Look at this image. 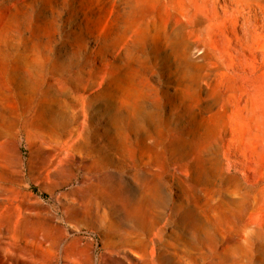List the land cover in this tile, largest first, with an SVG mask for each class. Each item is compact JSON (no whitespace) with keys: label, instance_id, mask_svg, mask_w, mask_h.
<instances>
[{"label":"rangeland","instance_id":"1","mask_svg":"<svg viewBox=\"0 0 264 264\" xmlns=\"http://www.w3.org/2000/svg\"><path fill=\"white\" fill-rule=\"evenodd\" d=\"M162 1L196 46L236 55L225 37L234 19L218 0ZM243 1L261 24L264 0ZM138 9L137 0H0V264H264V226L253 218L261 207L264 223L263 69L250 74L254 55L241 52L244 67L226 81L251 89L261 107L220 117L224 65L203 69L213 90L176 92L156 41L130 38ZM251 39L264 47V29ZM122 46L138 57L133 114L101 85L105 63L121 70ZM200 124L199 156L222 163L195 171L198 154L176 146ZM244 168L249 177L234 178Z\"/></svg>","mask_w":264,"mask_h":264},{"label":"bare ground","instance_id":"2","mask_svg":"<svg viewBox=\"0 0 264 264\" xmlns=\"http://www.w3.org/2000/svg\"><path fill=\"white\" fill-rule=\"evenodd\" d=\"M218 7L220 8L221 12L225 15L228 16L229 18L231 17L234 19L231 21L230 26L227 28V33L229 34L230 38H227L228 36H225L227 41L230 43H234L235 46L238 48L237 50H233L236 55L235 56H228V54H221L219 55V49L212 44H209L207 46H196V44L191 40V38L188 36L186 32V28L188 26V23L184 21L179 14L177 15L171 7H167L163 4L162 0H137V3L139 5L138 13L140 14L139 16H135L134 23H138L135 26V30H133V33H131V40L137 44V45H143L145 42H151L153 43L156 41V45H159L161 48V53L160 55L161 61L163 64L167 65L168 67L173 68V76L175 77V85L177 86L178 93L184 95V96H192L193 92L196 89H204L205 92L206 90L212 89L211 83L209 81H204L203 79L205 78V74L203 73V69L208 68V66L211 64L213 66H218V65H224L225 71L222 72L221 78L223 81H221V85L219 86V92H225L228 95L226 99V102L223 106H221V109H219L218 116L224 117L227 116L229 112H235L239 113L242 111H245L246 114L252 113L254 109H259L261 106H258V104L253 103L255 95L251 89H247V91H241L237 87H231L230 84L226 81V78L229 77L231 74H234L236 70H240L244 67L242 61L247 60L241 55V52L246 49L250 50V54L254 55V60L252 62L256 63L252 70L250 71V74H254L257 72V70H261L262 76H264V47L255 42V40L251 39V30H255L256 27H259L261 29H264V20L261 21V24L259 23H253L252 18L256 16V7L252 3H247L243 0H218ZM189 5V4H188ZM187 6V5H186ZM217 7V8H218ZM259 7V6H258ZM263 8V7H262ZM154 10V12H157V17L153 19L152 26L148 25H143L142 23H139L142 19L145 13L150 12ZM260 10V9H259ZM134 11V10H133ZM261 11V10H260ZM193 13V12H192ZM263 14V19H264V12H261ZM221 14V13H220ZM193 15V14H192ZM197 15V14H196ZM147 17V16H146ZM155 17V15H154ZM175 17V19H173ZM149 18V17H148ZM239 19V20H238ZM238 20V21H237ZM115 22V21H114ZM132 22V23H133ZM195 22V21H194ZM197 22V21H196ZM225 22V21H224ZM117 23V22H116ZM120 23V22H119ZM223 23V22H222ZM92 24V23H91ZM118 24V23H117ZM194 24V23H192ZM196 24V23H195ZM202 24V23H201ZM259 24V25H258ZM95 25V24H94ZM197 25V24H196ZM217 25V24H216ZM219 25V23H218ZM217 25V26H218ZM221 25V24H220ZM257 25V26H256ZM192 26V25H191ZM199 26V25H198ZM214 26V27H217ZM108 27V26H107ZM197 27V26H196ZM210 27V26H209ZM212 27V26H211ZM220 27V26H219ZM217 27V28H219ZM216 28V29H217ZM223 28V27H222ZM196 29V28H195ZM211 32L212 29H210ZM223 30V29H222ZM100 31V30H99ZM104 31V30H103ZM221 32V30H220ZM92 34V33H91ZM215 35L214 33H212ZM89 35V34H88ZM100 35V34H96ZM104 35V34H103ZM161 35V38L159 37ZM207 35V34H206ZM211 35V34H210ZM212 39L211 36L209 37V40H216ZM111 36V35H110ZM96 37V36H95ZM129 37V36H127ZM202 37V36H201ZM105 38V37H104ZM261 39V38H260ZM127 40V39H126ZM208 40V43H210ZM95 42V41H94ZM79 44V43H78ZM127 44V43H126ZM161 44V45H160ZM80 45V44H79ZM133 46V45H132ZM218 46V44H217ZM123 47V46H122ZM121 47V48H122ZM140 47V46H139ZM84 48V47H83ZM119 48V47H118ZM117 48V49H118ZM125 46L123 47V50L120 51L118 54V58L123 63V66L119 69H121L118 73L114 72L113 70L109 71V66L108 64L105 63V67H107V73L104 75V78L101 82V85L107 84L112 90L117 94L118 96V103L121 106L129 107L133 112L136 113L137 106H135V98L139 95L138 94V85H139V79L137 78L134 68L132 66V61H137V56H134L132 54H125L124 49ZM145 49V47H143ZM195 49L198 53V55H195L191 53V51ZM130 50V49H129ZM145 52V50H144ZM227 52V51H226ZM225 52V53H226ZM150 53V52H149ZM138 54V53H137ZM230 54V53H229ZM116 55V54H115ZM218 57L217 61H211L213 57ZM150 57L155 60V56L151 55H143L141 58H143V62L147 63L148 59ZM261 57V58H260ZM139 58V59H141ZM119 60V61H120ZM108 61V60H107ZM209 61V63H207ZM27 62V61H26ZM105 62V61H104ZM118 62V61H117ZM150 62V61H149ZM120 63V62H119ZM111 64V63H110ZM122 64V63H121ZM138 65V64H137ZM140 65V64H139ZM251 65V64H250ZM118 66V65H117ZM141 66V65H140ZM209 66V67H210ZM112 67L116 68L113 64ZM212 67V66H211ZM26 68V67H25ZM141 68V67H140ZM143 68V67H142ZM145 68V67H144ZM143 68V69H144ZM150 68V67H149ZM138 69V68H137ZM148 69V68H147ZM223 69V68H222ZM27 70V69H25ZM100 70V69H97ZM103 70V69H102ZM208 70V69H207ZM215 70V69H214ZM217 70V69H216ZM138 71V70H136ZM210 71V69H209ZM245 71V70H244ZM143 72V71H142ZM141 72V73H142ZM217 72V71H215ZM260 74V73H259ZM211 75V74H210ZM213 75V72H212ZM235 76V74L233 75ZM232 76V80H233ZM259 76V75H258ZM218 78V77H216ZM259 78V77H257ZM262 78V77H261ZM229 79H231L229 77ZM256 79V77H255ZM260 79V78H259ZM217 80V79H216ZM245 80V79H244ZM142 81V80H140ZM264 81V80H262ZM218 82V81H217ZM234 82V81H233ZM219 83V82H218ZM218 83L216 84L218 86ZM261 83V81H260ZM232 84V83H231ZM98 85V84H97ZM143 85V84H142ZM233 85V84H232ZM88 87V86H87ZM86 88V87H85ZM213 90V89H212ZM99 91V90H98ZM202 91V90H201ZM238 91V92H237ZM97 92V91H96ZM140 92V91H139ZM215 92V91H214ZM237 92V94H236ZM224 93V94H225ZM179 94V95H180ZM213 93H211L212 95ZM181 96V95H180ZM213 96V95H212ZM210 96V97H212ZM179 97V96H178ZM194 97V96H193ZM222 97V96H221ZM220 97V98H221ZM215 98V97H214ZM86 99V98H85ZM84 99V100H85ZM150 99V98H149ZM179 99V98H178ZM193 99V98H192ZM202 99V98H201ZM200 99V100H201ZM204 99V98H203ZM88 100V99H87ZM115 100V99H114ZM205 100V99H204ZM202 100V101H204ZM91 101V100H90ZM154 101V99H153ZM176 101V100H175ZM180 101V100H179ZM182 101V100H181ZM213 101V100H212ZM89 102V101H88ZM114 102V101H113ZM193 102V101H192ZM116 103V102H115ZM152 103V102H151ZM181 103V102H180ZM189 103V102H188ZM118 104V105H119ZM117 105V106H118ZM119 105V107H120ZM152 105V104H151ZM198 105V104H197ZM110 106V105H109ZM185 106V105H184ZM183 106V108H184ZM122 107V108H123ZM124 107V108H125ZM195 107V106H194ZM173 108V107H172ZM182 108V109H183ZM187 108V107H186ZM201 108V107H199ZM121 109V108H120ZM171 109V108H170ZM175 109V107H174ZM185 109V108H184ZM188 109V108H187ZM190 109V108H189ZM172 110V109H171ZM176 110V109H175ZM186 110V109H185ZM201 110V109H200ZM129 111V110H128ZM131 112V111H130ZM189 112V111H188ZM215 112V111H214ZM171 114V113H170ZM211 114V112H210ZM245 114V116H246ZM129 115V114H128ZM180 115V114H179ZM136 116V114H135ZM134 116V117H135ZM195 116V115H194ZM216 116V114H215ZM217 116V117H218ZM231 116V115H230ZM149 117V115L147 116ZM151 117V116H150ZM211 117V116H210ZM200 118V117H199ZM202 119V118H201ZM220 119V118H219ZM113 120V119H112ZM218 120V119H217ZM253 120V119H252ZM200 121V120H199ZM221 121V120H220ZM209 122V121H208ZM235 122V121H234ZM205 123V122H204ZM203 122L201 123L204 128L206 123L204 124ZM226 123V122H225ZM200 124V125H201ZM224 124V123H223ZM199 126L195 132H191L186 134L188 135L189 139H181L178 140V144L176 146L177 149H186V151L189 152H194L198 154L196 157L195 163V171H202L207 168V166L211 169L213 166H218L219 164L221 166L220 161H208L206 159H203L199 156V149H201V145L198 142V139H201L203 136L201 131H203V128ZM208 125V124H207ZM222 125V123H221ZM226 125V124H225ZM256 129L259 131L261 130L260 127L256 126ZM228 128L225 126L224 128V133H227ZM188 131V130H187ZM218 134V133H217ZM221 134V133H220ZM206 135V134H204ZM204 137V136H203ZM205 140V139H204ZM221 140V139H220ZM229 141V140H226ZM234 141V140H233ZM260 141V140H259ZM257 141V142H259ZM203 142V141H202ZM212 143V141H210ZM230 142V141H229ZM204 147H205V141ZM211 143H209L206 146H209ZM216 144V143H215ZM214 145V144H213ZM228 145V144H227ZM219 146V145H218ZM216 146V149L217 147ZM240 146V145H237ZM258 146V145H257ZM212 147V145H211ZM172 148V147H171ZM175 148V147H174ZM173 148V149H174ZM203 148V145H202ZM208 148V147H206ZM235 148V146H234ZM237 148V147H236ZM205 149V148H204ZM219 149V148H218ZM227 149H230V146L227 147ZM213 150V149H212ZM258 150V149H257ZM185 151V152H186ZM202 151V150H201ZM206 151V150H205ZM209 151V150H208ZM218 151V150H217ZM221 151V149H220ZM223 151V150H222ZM264 151V150H263ZM180 152V150H179ZM215 152V151H213ZM219 152V151H218ZM217 152V153H218ZM193 153V154H194ZM211 153V151H210ZM222 153V152H221ZM233 153V152H232ZM239 153V152H237ZM242 154V153H241ZM263 154V153H262ZM212 155V154H211ZM217 155H220L217 154ZM222 156V154H221ZM235 156V155H234ZM209 157V156H208ZM222 158V157H220ZM263 159V158H262ZM211 160V159H210ZM223 160V159H222ZM231 161V160H230ZM229 161V162H230ZM193 162V161H191ZM224 164V163H223ZM235 164V163H234ZM242 166V163H239ZM219 166V167H220ZM189 166L187 165V169ZM214 167V168H215ZM193 169V167L191 168ZM208 169L209 171H211ZM218 169V168H217ZM242 170V169H240ZM217 171V170H216ZM239 172V171H237ZM249 172L250 170H246L245 168L240 172V174L234 175V178L241 179L243 178H248L249 177ZM263 174L260 175L261 178H264V171H262ZM190 173V172H188ZM194 173V172H192ZM191 173V174H192ZM220 173L221 170H220ZM227 173V172H225ZM223 174V173H222ZM235 174V173H234ZM196 175V174H195ZM254 175V172H253ZM256 175V173H255ZM241 176V177H240ZM233 177V176H232ZM233 179V178H232ZM255 179V178H254ZM246 180V179H245ZM249 180V179H247ZM253 180V179H252ZM259 180V179H258ZM235 181V180H234ZM263 181V180H262ZM228 182V181H227ZM232 182V181H231ZM239 182V181H237ZM252 182V181H251ZM254 183V182H253ZM236 184V183H235ZM239 184V183H237ZM242 184V183H241ZM256 184V183H255ZM254 184V185H255ZM237 186V185H236ZM244 186V185H243ZM242 186V187H243ZM241 187V186H240ZM230 189V188H229ZM252 190V189H250ZM240 191V190H239ZM243 192L245 191L244 189L242 190ZM252 192V191H251ZM233 195V194H232ZM230 197V196H229ZM260 201V200H258ZM264 203V201H262ZM261 202V205H262ZM243 205V204H242ZM244 206V205H243ZM260 207V206H259ZM243 208V207H242ZM258 209V208H257ZM258 210H263L258 209ZM256 211V216L253 218H256L257 220V226L258 228H262L264 226V223H262V217H260L259 211ZM253 216V215H252Z\"/></svg>","mask_w":264,"mask_h":264}]
</instances>
